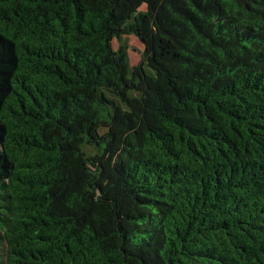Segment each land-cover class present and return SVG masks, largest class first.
<instances>
[{
    "label": "trees",
    "instance_id": "16d2710c",
    "mask_svg": "<svg viewBox=\"0 0 264 264\" xmlns=\"http://www.w3.org/2000/svg\"><path fill=\"white\" fill-rule=\"evenodd\" d=\"M0 264H264V0H0Z\"/></svg>",
    "mask_w": 264,
    "mask_h": 264
},
{
    "label": "rangeland",
    "instance_id": "374dc122",
    "mask_svg": "<svg viewBox=\"0 0 264 264\" xmlns=\"http://www.w3.org/2000/svg\"><path fill=\"white\" fill-rule=\"evenodd\" d=\"M127 48H126V55L127 60L130 66L139 65L142 60V55L144 51L143 43L134 35H124L122 40ZM118 40L113 39L111 42V46L113 49H117L118 47ZM145 69H149L148 66H144Z\"/></svg>",
    "mask_w": 264,
    "mask_h": 264
}]
</instances>
